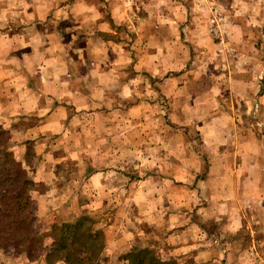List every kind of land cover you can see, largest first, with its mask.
Returning a JSON list of instances; mask_svg holds the SVG:
<instances>
[{"label": "crops", "instance_id": "0c3cea01", "mask_svg": "<svg viewBox=\"0 0 264 264\" xmlns=\"http://www.w3.org/2000/svg\"><path fill=\"white\" fill-rule=\"evenodd\" d=\"M25 2L31 4L32 0ZM47 2L42 0V3ZM158 2L155 5L161 8L164 2ZM95 3L96 0H62L59 4L61 9L71 8L68 19H57L54 9L41 22L35 7L27 10V14L36 16L29 21L18 6L19 0H0V122L9 130L14 140L12 144L19 147L16 152L18 157L25 158L26 146H32L37 156V163L29 168L35 171L32 180L45 187L55 184L58 177L56 171L62 168V162L70 161L77 164L80 170L90 171L87 181L94 188V202L99 208L106 202L115 201L130 203L126 207L128 211L129 205H136V221L132 222L134 215L127 212L119 222L116 220L117 213L110 224L102 227L107 252L115 255V259L130 251L134 242L141 239L144 233H140L139 226L142 224L163 234L162 241L168 248V256L179 264H219V260L221 264H258L259 261L252 259L248 252L253 244L247 246V242L240 241L230 242L226 247L219 246L209 240L213 235L203 227L207 214L215 213L207 223L214 221L217 233L219 230L231 231L237 218L234 209H241L237 196L232 195L233 201L224 212L213 207L209 200L212 186L225 184L226 171L232 172L235 177L244 168L240 158L236 161L237 151L232 152V148L224 150L216 136L212 138L208 133H202L203 139L208 136V141H212L210 145L214 146V152L211 155H215L211 156L202 180L203 200L207 202L204 210L187 212L183 209L184 202L193 201L192 196L184 197L183 185L195 182V179H185L184 175L189 172L184 174L183 171L198 172L202 161L197 152L188 151V157L183 155L182 133L179 130L170 139V143L174 139L170 149L174 153V161L169 164V173L164 171L167 169L165 162L159 161L156 166V163H148L147 160L152 153L157 152L160 157L163 155V150L167 149L164 136L161 139L163 146L155 142L152 146L149 142L142 147V163L134 166H150L158 176H148L139 182L138 187L134 182L129 184L125 181L122 187L117 188L121 148L114 136L118 133L108 136L107 143L101 144L99 141L105 134L100 130L108 129L109 121H117L115 105L122 103L125 86L130 91L145 87L143 83L141 86L133 82L137 76L149 77V63H155L159 50L169 40L176 39L175 35L168 33L167 26L178 32L182 21L163 17V12L156 13L157 18L137 19L131 10H137L136 3L128 7L124 1L100 0L103 7L94 9ZM67 44L71 45V52ZM138 57L139 60H136ZM126 102L127 114H140L150 108L146 107L149 104L140 107L138 98ZM222 121L227 122V119L218 122ZM98 131L100 135H96ZM132 150L131 147L126 148L127 152ZM226 158L230 159V163L226 162ZM257 167L259 165L255 164L254 168ZM259 170L260 177L255 180L258 185L263 180L261 167ZM109 172L116 173L111 185L119 190L98 196L95 185H107L109 180L98 177L97 173L106 176ZM81 184H84L83 179ZM77 194L72 191V195ZM51 200H56L51 189L34 197L36 208L42 207V203L47 211ZM39 210H36L32 222L36 232L39 224L50 221L49 215L45 217ZM242 215L240 211V223ZM215 217H219L218 222ZM224 251L227 252L225 255ZM0 264L8 263L0 258ZM18 264L47 263L42 258L25 263L21 260Z\"/></svg>", "mask_w": 264, "mask_h": 264}, {"label": "rangeland", "instance_id": "374dc122", "mask_svg": "<svg viewBox=\"0 0 264 264\" xmlns=\"http://www.w3.org/2000/svg\"><path fill=\"white\" fill-rule=\"evenodd\" d=\"M124 1L128 7H131L132 3H136L137 10L131 9L134 13V17L137 19L145 18H157V14H162L163 17H173L178 18L182 21V26L179 27L178 33H180V42L184 43L188 48L189 55L192 60H195L200 53H207L210 58L213 51L223 45H227L228 48L224 50V55L229 58H235V60H241V66L245 69L244 74H237L234 76L235 83L233 88L241 95L247 93L251 94V85L253 84L254 76L264 74V26L260 28H249L248 22L253 17V7L255 0H162L161 8L157 7L155 4L159 3V0H120ZM264 18V5L260 6V15L255 17L256 20ZM181 27L183 31H181ZM59 28V27H58ZM72 27H70V31ZM169 34L174 35L176 31H172L169 26H167ZM121 32V29H120ZM191 41V44L188 41ZM70 41V40H68ZM76 43L72 47H74ZM199 46V48L197 47ZM69 51L71 45L67 44ZM228 49H234V51L229 52ZM255 50V51H253ZM71 52V51H70ZM67 53V52H66ZM221 53L216 52L217 60H219ZM66 58V57H65ZM139 60V57L138 59ZM259 65V66H257ZM191 67V63L189 64ZM214 67V64L209 65V70ZM219 74V73H217ZM167 78V77H165ZM138 83V82H137ZM260 86V95L264 96V79L258 81ZM142 86V83H138ZM139 102V101H138ZM150 107V105H146ZM118 110L117 121L108 122L107 128H116L117 124L121 123L122 120H131L135 123L137 120L140 123H144V116L147 114V110L140 112V114H127L129 112L126 100L122 103L115 105ZM116 117V116H115ZM133 119V120H132ZM155 119V118H153ZM168 123L173 129L179 130L178 125L173 124L171 120ZM225 121L218 122L214 121L205 127L202 123H197L198 131L195 132V139L198 141V146L194 149H189L187 145L191 143V138H188V130L184 129L182 133V143H183V155L188 157L190 152L199 154L200 160L202 161L200 169L198 172L190 173L191 171L184 170L183 173L189 172L188 175H184L185 179L192 181L195 179L194 184L184 183V197L192 196V202H184L183 209L187 212H199L204 210L207 206V202L203 200L204 194L201 189L202 180L206 176V168H208V162L211 161V155L213 154V145H210L212 141H208L209 137L203 139L202 133H208L212 138H218L221 140V147L228 151L230 148L234 149L232 152L237 151L236 161L240 158L241 162H244V168H241L237 175L234 177L232 172H227V178L224 180L225 184L221 187L212 186L209 200L212 202L213 207L218 208L222 212L227 211L230 207V202L232 195L239 198L238 205L240 204L242 215L241 229L235 235H232V231L215 232V222H210L212 224L211 230H209L206 224L203 227L208 231V234L213 235L209 237V240L214 241L217 245H224L225 247L230 242H247V246H253L248 252L251 253L252 259L259 261L264 260V140H259L257 146H253L248 142L247 133H243L239 140L234 138L231 130V125L229 124L227 128L224 127ZM0 127L4 130L1 134V139L4 141L5 146L9 153L13 154L21 164V168L24 172V176L31 183V195H32V206H31V227L36 214V210L44 213L43 216L47 217L49 215L50 221L39 224L37 229L38 232L32 227V233L36 236L42 235L43 239L41 246L38 248V244L35 243L30 249H36L34 252H26L25 245H18L16 248L6 247L5 250H0V258L5 259L8 264H18L22 260L31 261L34 259L46 260V253L49 251L51 244L47 241L50 239L49 236H53L54 233H58V230L54 228V225H60L64 222H74L83 216L90 217L94 227L98 230H102L103 225L110 224L114 220V215L118 213L116 220L119 222L124 219L127 212L132 214L133 220L136 221L138 215V209L136 205H129V211L126 208L128 204L126 202H106L101 208L97 206L94 202V188L91 183H89L88 176L90 171L80 170L77 164L70 163V161L62 162V168L56 171L58 177L55 184L50 186H44L34 183L32 180V174H35L34 170L29 169L33 164L37 163V156L35 155L32 146H26V155L24 157H18L17 151L19 147H15L12 142V136L7 128H4L0 122ZM174 132L170 133L165 137L166 140V150H163V155L160 157L158 153H152L149 158H147L148 163H156L158 165L159 161L165 162L167 169L164 171L169 173V164L174 161V153L170 152L171 145H174V139L170 143V139L174 137ZM161 139L164 135H161ZM118 145L121 148L119 161L120 169L117 171L119 173V178L116 180L118 183L117 188L122 187L126 182L135 183V187H138L139 182L148 178V176L156 177L157 172L150 168V166H139L136 168V163H142V147L147 146L149 139L143 135L134 138H128L127 133L124 136H119ZM152 146L154 142H151ZM158 146V145H157ZM133 148L132 151L127 152L126 148ZM259 148V157H253L252 152ZM140 149V158H136L135 150ZM172 150V149H171ZM213 151V152H212ZM217 150H215L216 152ZM245 156V157H244ZM244 158V160H243ZM228 163L230 159L226 158ZM9 161L7 157L5 163L2 167H8ZM157 161V162H156ZM257 164L261 167L262 173V184H255V180L258 181L260 177L259 167L254 168ZM234 172V171H233ZM85 174V175H84ZM87 174V176H86ZM189 176V178H188ZM83 179L84 184H80ZM121 180L119 183L118 181ZM239 180V181H237ZM236 182V184H234ZM198 184V187L196 185ZM259 189V192L256 189ZM53 190L56 200H51L48 202V211L45 209L44 204L41 203L42 207L36 208L34 203V197L37 193H44L46 190ZM72 191L77 192V195H72ZM209 191V188L207 189ZM175 192H173L174 194ZM177 194V193H176ZM259 196L261 198L259 209L256 208V198ZM220 198V199H219ZM218 204H221L219 206ZM118 207V209H117ZM122 208L125 209L122 211ZM216 208H213L216 210ZM122 214V215H121ZM42 216V217H43ZM43 226V227H42ZM42 227V228H41ZM141 239L138 242H134V245L130 251L127 253L119 255L115 259V255L108 254L106 241L104 238V249L101 255V260L98 264H126L124 257L131 251H141L142 249H149V251L155 253V255L161 258L163 261L173 262L174 264H179L176 260H173L168 256V251L166 244L163 243V234L157 231H153L146 225L140 224L139 226ZM102 232V231H101ZM103 233V232H102ZM104 235V234H103ZM45 239V240H44ZM227 244V245H226ZM43 248V251L40 249ZM252 249H255L253 252ZM227 251V250H226ZM224 251V255L227 253ZM230 250H228L229 253ZM234 250V252H237ZM41 254V257L38 256ZM259 254V255H257ZM221 259V258H220ZM25 260V261H24ZM53 260V258H52ZM137 262V259L134 260ZM221 264V260H219ZM146 262V260H144ZM56 263V262H55ZM52 263V264H55Z\"/></svg>", "mask_w": 264, "mask_h": 264}, {"label": "clouds", "instance_id": "9594fccd", "mask_svg": "<svg viewBox=\"0 0 264 264\" xmlns=\"http://www.w3.org/2000/svg\"><path fill=\"white\" fill-rule=\"evenodd\" d=\"M61 2L62 0H48L45 4L42 3V0H32V3L29 4L25 0H19L18 6L22 8L23 14L28 16L29 21L36 18L34 14H27L30 7H35L41 22H44L47 14L54 9V15L57 19L67 20L71 8L61 9L59 7ZM261 5H264V0H255L252 9L254 15L248 22L250 29L264 26V18L255 19L260 15ZM97 6L103 7L100 0H96L93 8L95 9ZM174 35L176 39L169 40L159 50L155 63H149V77L137 76L136 81L133 82L143 83L145 87L141 90L133 88L131 91L128 86L124 88L122 101H134L138 98L141 102L140 107L145 104L150 105L147 114L144 116L145 122L140 123L137 120L133 123L131 120L125 119L117 124L116 128L102 129L100 131L104 132L105 135L99 143H107V137L113 136L114 133H118L114 139H119V136H124L127 133L128 138L143 135L149 139V142L163 146L161 135L167 137L168 134L176 131L168 123L171 120L173 124L178 125L179 131L188 130V138H191V143L187 147L194 149L198 146V141L195 139V132L199 130L197 123H202L207 127L214 121L226 118L227 122L224 127L227 128L229 124L231 125L236 140H239L242 134L246 132L248 142L254 147L257 146L259 140H264V96L259 94L260 86L258 83L260 79H264V74L254 76L250 95L247 93L241 95L233 88L235 83L233 78L237 74H244L245 69L241 66V60H235L234 64L235 58H229L223 54L224 50L228 48L227 45L215 49L210 58L207 53H200L195 60H192L188 48L179 40V33H174ZM188 43L191 44V41L189 40ZM197 47L199 48V46ZM228 51L232 52L234 49H228ZM216 52L221 53L219 60H217ZM190 63L191 67H189ZM210 64H214L211 70H209ZM96 135H100V132L98 131ZM140 155L137 152L136 158L139 159ZM259 155V148L257 147L252 152V156L258 158ZM115 175V172H109L106 176L103 173H97L98 177L109 180L107 185H95L98 196L110 195L119 190L111 185V179ZM105 188H107V193H105ZM256 191L259 192V189L257 188ZM260 202L261 198L257 196V209L260 207ZM240 211V208L234 209L237 218L235 228L231 230L232 235L239 232L242 227L239 217ZM214 216L215 213H209L206 216V226L209 230H211L212 224L207 223V221L212 220ZM215 218L218 222L219 217ZM47 243L51 244V239ZM252 251L254 252L255 249ZM78 256L87 262L91 252L87 247H84L81 248ZM56 264H65V262L64 260H57ZM260 264H264V260H261Z\"/></svg>", "mask_w": 264, "mask_h": 264}, {"label": "trees", "instance_id": "16d2710c", "mask_svg": "<svg viewBox=\"0 0 264 264\" xmlns=\"http://www.w3.org/2000/svg\"><path fill=\"white\" fill-rule=\"evenodd\" d=\"M1 126V125H0ZM4 130L0 127V250L25 245L26 252L35 251L41 246L42 235L36 236L31 227L32 183L25 178L20 162L9 153L1 139ZM9 158L8 167H2ZM58 233L49 236L52 243L46 253V263L64 260L65 264H98L104 249V235L94 227L90 217L83 216L74 222L54 225ZM45 240V239H44ZM35 243L38 248L30 249ZM87 247L91 256L88 261L78 256L81 248ZM44 247H41L43 251ZM41 257V254L38 258ZM53 258V260H52ZM137 259V262L134 260ZM146 260V262H144ZM126 264H174L163 261L149 249L134 250L124 257Z\"/></svg>", "mask_w": 264, "mask_h": 264}]
</instances>
